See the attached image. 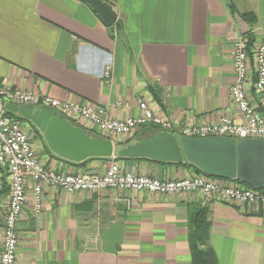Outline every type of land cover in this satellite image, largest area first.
<instances>
[{
	"label": "crops",
	"instance_id": "crops-1",
	"mask_svg": "<svg viewBox=\"0 0 264 264\" xmlns=\"http://www.w3.org/2000/svg\"><path fill=\"white\" fill-rule=\"evenodd\" d=\"M103 1L116 12L110 26L83 0H0V88L100 105L113 119L138 115L140 98L176 126L240 119L230 96L236 78L231 44L247 33L254 43L264 41V0ZM73 122L98 132L87 121ZM24 124L40 132L29 120ZM32 132L36 155L49 169L100 173L115 161L138 175L195 173L151 159L94 158L75 165L54 154L41 132ZM121 140L127 139L115 142ZM31 184L28 178L16 222L14 264H191L192 220L201 210L208 221L202 247L213 251L217 264H264L260 206L205 204L198 192L65 193L43 186L42 209L34 213ZM7 194L4 183L0 227Z\"/></svg>",
	"mask_w": 264,
	"mask_h": 264
},
{
	"label": "built area",
	"instance_id": "built-area-1",
	"mask_svg": "<svg viewBox=\"0 0 264 264\" xmlns=\"http://www.w3.org/2000/svg\"><path fill=\"white\" fill-rule=\"evenodd\" d=\"M231 50L236 78L230 87V96L240 115L238 121L231 116H221L213 122L176 126L172 120L155 113L142 98L138 99V115L113 119L108 116L106 108L100 105L64 101L20 88H0V190L3 176H6L8 188L0 227V264L15 262L18 243L16 222L27 202L28 178L32 181L30 198L34 213L42 209L43 186L65 193L96 192L104 188L159 194L198 192L205 204L226 201L264 208V191L244 187L233 179L210 177L203 172L166 179L134 174L122 169L115 161L100 173L46 168L32 145V130L24 121L6 114L2 107L5 101L25 106H44L70 120L87 121L112 142L118 137L127 139L149 126L194 138L222 136L236 140H264V41L249 47L246 36H235ZM108 71L109 65H106L104 76H107Z\"/></svg>",
	"mask_w": 264,
	"mask_h": 264
},
{
	"label": "water",
	"instance_id": "water-1",
	"mask_svg": "<svg viewBox=\"0 0 264 264\" xmlns=\"http://www.w3.org/2000/svg\"><path fill=\"white\" fill-rule=\"evenodd\" d=\"M110 26L116 12L103 0H83ZM1 103V102H0ZM5 112L33 123L42 133L49 149L72 162L89 158H147L159 162H188L204 174L233 179L254 189L264 186V140L208 136L194 138L158 129L140 134L122 144L92 135L69 118L44 106H25L5 101Z\"/></svg>",
	"mask_w": 264,
	"mask_h": 264
},
{
	"label": "trees",
	"instance_id": "trees-1",
	"mask_svg": "<svg viewBox=\"0 0 264 264\" xmlns=\"http://www.w3.org/2000/svg\"><path fill=\"white\" fill-rule=\"evenodd\" d=\"M245 36L248 38L249 47L252 46L254 43V38L252 37V35L247 33ZM6 114L15 116L17 119H20L22 121H27V119L20 117V116L14 114V113H11V112H6ZM30 126H31V128H30L31 130H35L36 132H38L41 135V133L32 124H30ZM156 130H158V129L155 128L154 126L144 127L142 129H140L139 131H137L129 139H127L125 141H118L116 143L117 144L126 143L137 135L151 134ZM86 131L91 133L92 135H95L98 137H103L98 132L89 131V130H86ZM104 138H106V137H104ZM62 159H64V158H62ZM90 159H94V158H89V159H86V160H84L82 162H78V163L69 161L67 159H64V160L69 162V163L75 164V165H82V164H85ZM115 159L127 160V159H147V158H118V157H116ZM161 163L189 166V167H192L194 169L195 173L201 172L196 166H194L191 163L185 162V161L181 162V163H172V162H161ZM2 180H3V184L5 183L7 185L6 176H3ZM235 181L240 183L244 187H250L246 184L239 182L238 180H235ZM2 187H3V185H2ZM7 190H8V188H7ZM260 190L264 191V186L262 188H260ZM192 223H193V225H192V229H191L190 237H189L190 252H191V264H217L216 257L214 255L213 251L209 248H203L202 247V245L206 241L207 229H208V221L205 218V210H201V211L197 212V214L195 215V217L192 220Z\"/></svg>",
	"mask_w": 264,
	"mask_h": 264
},
{
	"label": "rangeland",
	"instance_id": "rangeland-1",
	"mask_svg": "<svg viewBox=\"0 0 264 264\" xmlns=\"http://www.w3.org/2000/svg\"><path fill=\"white\" fill-rule=\"evenodd\" d=\"M130 137H128L127 139H129ZM115 140H117V139H115ZM122 141V140H121ZM113 143H116L115 141L113 142Z\"/></svg>",
	"mask_w": 264,
	"mask_h": 264
}]
</instances>
